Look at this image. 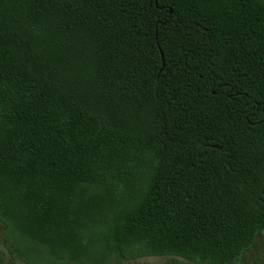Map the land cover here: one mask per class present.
<instances>
[{
	"label": "trees",
	"instance_id": "1",
	"mask_svg": "<svg viewBox=\"0 0 264 264\" xmlns=\"http://www.w3.org/2000/svg\"><path fill=\"white\" fill-rule=\"evenodd\" d=\"M254 249L264 0H0V264Z\"/></svg>",
	"mask_w": 264,
	"mask_h": 264
},
{
	"label": "rangeland",
	"instance_id": "2",
	"mask_svg": "<svg viewBox=\"0 0 264 264\" xmlns=\"http://www.w3.org/2000/svg\"><path fill=\"white\" fill-rule=\"evenodd\" d=\"M170 260L171 257H149L140 259L138 262L150 264H166ZM243 264H262V251L260 249H254L247 255L246 261Z\"/></svg>",
	"mask_w": 264,
	"mask_h": 264
},
{
	"label": "water",
	"instance_id": "3",
	"mask_svg": "<svg viewBox=\"0 0 264 264\" xmlns=\"http://www.w3.org/2000/svg\"><path fill=\"white\" fill-rule=\"evenodd\" d=\"M164 67H165V63H164Z\"/></svg>",
	"mask_w": 264,
	"mask_h": 264
}]
</instances>
